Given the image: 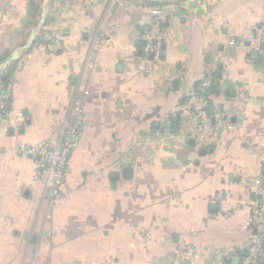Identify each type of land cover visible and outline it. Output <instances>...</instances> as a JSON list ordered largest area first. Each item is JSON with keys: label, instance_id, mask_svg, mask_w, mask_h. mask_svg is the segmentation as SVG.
I'll return each instance as SVG.
<instances>
[{"label": "crops", "instance_id": "obj_1", "mask_svg": "<svg viewBox=\"0 0 264 264\" xmlns=\"http://www.w3.org/2000/svg\"><path fill=\"white\" fill-rule=\"evenodd\" d=\"M42 2L0 0V63L26 43ZM151 4L52 0L44 29L63 36V50L37 37L9 66L0 264H221L227 254L230 264L242 261L257 232L247 222L264 174V53L246 46L264 0ZM156 5L166 12L165 40L159 54H146L142 35ZM192 88L211 90L216 126L199 148L176 111ZM78 101L83 134L52 204L34 160L16 148L56 144Z\"/></svg>", "mask_w": 264, "mask_h": 264}, {"label": "built area", "instance_id": "obj_2", "mask_svg": "<svg viewBox=\"0 0 264 264\" xmlns=\"http://www.w3.org/2000/svg\"><path fill=\"white\" fill-rule=\"evenodd\" d=\"M165 9L163 6H152L149 9V15L146 20L147 30L142 35L146 45L144 52L146 54H159L165 40V29L163 25ZM43 40L47 48L52 52L63 50V36L54 30L42 29ZM42 32V31H41ZM113 32L101 31L98 35L99 41L105 40ZM234 44V42H232ZM248 50L264 53V18L253 27V32L246 40ZM1 82L0 86V124L10 126L12 124L10 114V103L12 99V85L4 88ZM208 99L205 95L192 88L187 97L177 108V113L189 123L187 134L196 141V147L199 148L209 141L216 133V126L211 121L207 113ZM82 102L74 103L71 117L67 120L60 138L56 144L52 138H47L42 142L19 143L17 151L23 156H29L34 160L37 168L39 180L43 179L49 192V200L52 204L62 198L61 187L67 181L70 175L69 159L71 154L79 145L83 134L84 120L82 119ZM227 127H232L230 122ZM264 163V156L262 158ZM251 217L247 226L257 230L250 240L247 252L242 258L241 264H257L262 254L264 245V235L260 230L264 227V174L257 180L254 190V198L250 202ZM226 260L221 264H230V256L227 254Z\"/></svg>", "mask_w": 264, "mask_h": 264}, {"label": "water", "instance_id": "obj_3", "mask_svg": "<svg viewBox=\"0 0 264 264\" xmlns=\"http://www.w3.org/2000/svg\"><path fill=\"white\" fill-rule=\"evenodd\" d=\"M51 1L52 0H43L40 14L29 33L26 43L23 46L16 49L11 55H9L3 62L0 63V73L6 70L7 68H9L12 62L17 60L21 56L23 50L29 49L34 44V42L36 41L37 37L40 35L42 29L46 24L48 12H49V5ZM131 1L159 4L165 2L166 0H131ZM206 110L209 114H213L214 112L212 105H208ZM125 171L127 173H131L132 169L128 167L125 169ZM240 261H241V257L236 256L232 264H239Z\"/></svg>", "mask_w": 264, "mask_h": 264}, {"label": "trees", "instance_id": "obj_4", "mask_svg": "<svg viewBox=\"0 0 264 264\" xmlns=\"http://www.w3.org/2000/svg\"><path fill=\"white\" fill-rule=\"evenodd\" d=\"M154 5V4H151ZM43 31L40 33V35L38 36V40L39 41H43ZM4 59V57L2 56V58H0V61H2ZM11 67L7 68L6 70H4L3 72L0 73V78H1V82L4 84V88H6L9 83H11V71H10ZM208 90H206L205 95L208 96L211 93V90L209 88H207ZM199 91L203 92V89H199Z\"/></svg>", "mask_w": 264, "mask_h": 264}]
</instances>
